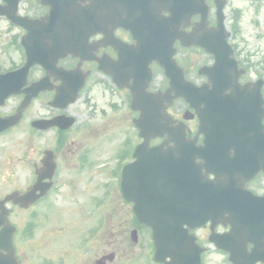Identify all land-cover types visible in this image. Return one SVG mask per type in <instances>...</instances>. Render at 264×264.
I'll return each mask as SVG.
<instances>
[{"label": "flooded vegetation", "instance_id": "1", "mask_svg": "<svg viewBox=\"0 0 264 264\" xmlns=\"http://www.w3.org/2000/svg\"><path fill=\"white\" fill-rule=\"evenodd\" d=\"M62 1L0 0V119L15 122L0 130V246L9 247L2 255L10 253L7 260L16 264H178L177 258L156 255L151 229L136 216V210L145 211V186H129L127 198L120 191L121 169L133 160L137 143H100V136L124 131L110 117L114 123L124 115L130 101L125 86L142 85L148 77L151 85L160 71L155 62L136 71L115 67L118 52L109 42L116 37L135 45L134 37L146 35L141 23L146 0H125L126 9L120 8L125 27L113 25L118 19L110 14L113 0H76L83 8L95 5L91 18L102 28L89 36V57L51 51L43 19L50 5ZM205 1L212 26L213 0ZM19 19L32 22L30 35L37 39L27 40L34 63L15 92L20 78L13 72L27 60L21 43L27 29ZM198 20L193 16L180 29L192 32ZM228 28L233 35V24ZM175 44L179 54L183 48ZM234 48L241 56V47ZM238 62L243 68L248 63L244 55ZM36 84L43 88L31 95ZM26 90L30 99L24 103ZM245 186L250 207L233 214L230 208L209 206L204 224L188 227L193 239L187 264H264V171ZM136 190L139 207L130 198ZM52 248L57 254H50Z\"/></svg>", "mask_w": 264, "mask_h": 264}, {"label": "water", "instance_id": "2", "mask_svg": "<svg viewBox=\"0 0 264 264\" xmlns=\"http://www.w3.org/2000/svg\"><path fill=\"white\" fill-rule=\"evenodd\" d=\"M218 28L223 32V25L218 24ZM227 36V33H223ZM67 49H75V37L73 39L67 38ZM158 47L160 53L162 52L163 59L160 62L164 67L167 76L171 79V86L162 95L146 94L141 98L140 103L146 108V115L151 111H154L155 106L159 105L164 100L171 101L176 97H183L185 101L193 108L199 119L198 132L194 139L189 140L185 137V131L180 128L179 131L171 134L168 132V139L164 142L172 141L178 144H195L199 133L205 135L203 142H208L212 135L217 138L216 140L221 143H238L237 138H243V142L247 143L246 147L252 150L251 144L253 140L252 136L258 137V140L254 142L260 143L259 151L262 153L260 159V166L264 165V135L261 119L263 117L262 99L258 88L248 89L245 86L240 87L235 82L230 74V67H235V62L229 57L231 53L229 47L226 45L225 38H221L217 41L216 37L204 36L200 43L207 51L214 54L215 63L210 68H203L211 79L212 88L209 90L206 85L197 87L192 83L186 81L183 78V73L176 63L172 60L171 55L173 50L171 45L174 39L168 40L167 38H159ZM187 43V42H185ZM227 48V49H226ZM226 63L228 67H226ZM235 79V78H234ZM231 88V94L225 95L224 91ZM173 92V94H172ZM222 95L226 96V104L229 108L228 111H223L220 107V98ZM213 97V99L208 98ZM214 97L216 99H214ZM208 99V100H207ZM217 103L213 105V110L209 108V104ZM145 117V116H143ZM157 121V118L153 122ZM215 128V132L212 131ZM210 137V138H209ZM209 138V139H208ZM179 151L183 148L179 147ZM162 152L163 158L167 155V152L159 149ZM204 147H194L195 159H204ZM257 159V158H256ZM255 159V160H256ZM254 159L251 156L248 157V166L253 167ZM245 165H247L245 163ZM262 165V166H261ZM195 177L196 188L203 191L204 181L201 173H199V164L195 163ZM202 166H206L202 163ZM250 176V175H249ZM248 176V177H249ZM197 191V190H195ZM197 198L203 199L202 196L196 195ZM148 225L153 228L154 237L158 233L159 237L165 239H181L183 238V231L181 227L175 228L169 222L165 223L160 221L153 215H146L144 220ZM180 224L181 222H176ZM163 232V236L161 233Z\"/></svg>", "mask_w": 264, "mask_h": 264}, {"label": "rangeland", "instance_id": "3", "mask_svg": "<svg viewBox=\"0 0 264 264\" xmlns=\"http://www.w3.org/2000/svg\"><path fill=\"white\" fill-rule=\"evenodd\" d=\"M239 10L241 17L239 21L240 33L238 36L233 37V41L238 43L241 47L242 54L246 56L255 66L251 69V76L254 78L256 75H264V0H229L224 9L228 16V23H231V12ZM195 58V56L191 53ZM201 59H207L205 54H201ZM202 61V60H201ZM193 75V74H192ZM194 76V75H193ZM183 103L178 102L177 107H183ZM120 118L114 117L113 125H122L124 121L130 123L131 114L127 108L122 109ZM122 137L119 135H108L105 137L100 136V143L102 142H115L117 138ZM132 141L135 140L131 138ZM121 140V139H120ZM50 254H57V248L50 249Z\"/></svg>", "mask_w": 264, "mask_h": 264}]
</instances>
